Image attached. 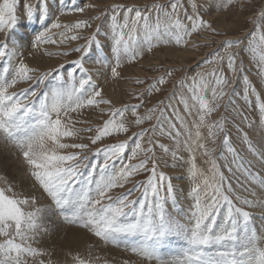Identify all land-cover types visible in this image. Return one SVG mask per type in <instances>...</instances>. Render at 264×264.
Wrapping results in <instances>:
<instances>
[{"label": "snow or ice", "instance_id": "snow-or-ice-1", "mask_svg": "<svg viewBox=\"0 0 264 264\" xmlns=\"http://www.w3.org/2000/svg\"><path fill=\"white\" fill-rule=\"evenodd\" d=\"M18 2L19 0L0 2V32L5 34L4 39L0 40V62H2L0 67L3 73L0 74V140L11 143L18 150L27 177L33 180L50 200L48 214L59 216L65 223L78 225L105 242L117 244L120 237L139 238L138 246L131 250L145 259H156L158 264H165L158 252L174 236L181 237L187 246V259L184 264H264V247L259 246L255 233L249 236L251 214L245 208L238 206V202L249 207L264 205V200L242 199L237 195L228 177L212 158L215 149L208 148L205 143L207 139L215 144L216 136L223 133V144L227 147V151L233 154V164L239 160L236 170L240 171L243 168L247 175L253 176L259 187L264 190V178L250 171V162L249 167L244 168V161L238 157L235 149L228 146L230 136L225 128L226 121L222 119L211 124L206 123V117L220 107V101L226 96H229V100L225 107L228 103H235L230 99L231 94L226 91L229 80L222 74V68L220 71L213 69L211 73H197L192 77V84L187 89L190 96L180 101L183 104V115L177 108H171L175 122L171 118L165 120L164 111L160 107L163 101L147 109L144 115H139L137 112L143 101L137 105L112 109L109 119L103 122L102 127L95 129L96 135L88 137L92 145L104 137L127 132L128 127L123 117L128 111H131L135 117V125L151 120L158 110L159 115H156L155 124L133 133L136 140L128 161L142 154L143 159L138 163H123L128 141L98 148L93 156L102 153L104 160L103 163H98L90 160L88 155L81 154L89 148L87 143H69L66 140L84 139L81 133L93 131L91 127H76V124L87 123L79 119L82 110L111 103L103 98L98 99L101 97V91L92 83V77L87 74V69L83 65V58L87 56L93 44L97 49L103 47L97 39L100 28L97 26L96 31L86 39L84 45L71 49L82 53V56L73 61L75 68L67 74L69 80L67 86L59 83L52 88L51 93L45 91L39 95L32 87L19 92L10 91L20 82L31 81L30 73L37 71L29 68L22 59L15 66L14 71L10 64L19 46V42L14 39V30L22 22L18 14ZM60 2L62 4L63 0ZM232 3L233 0H227L225 7ZM37 6L40 12L38 19L46 22L48 8L41 0H37V5L24 2L23 16L31 21ZM190 6L193 15H187L185 10V16L191 22V31L181 24L177 16L178 9L184 8L179 0H170L168 5L157 3L146 6L143 11L134 6L127 7L123 12L122 20L118 19L119 12L116 9L124 6L113 5V14L110 17L112 35L110 52L115 59V66L111 68L112 76L119 75L117 68L120 67L122 58L127 62L136 60L142 55L145 44L148 45V51L159 43L168 44L174 41L177 46H181L186 43L185 36H191L201 28H210L208 22L197 13L196 4L191 3ZM85 7H95V5ZM169 8L170 10H167ZM70 10L83 12L85 9L76 7ZM153 10L156 11L154 21L150 15ZM102 15H107V12ZM256 15L264 19V6ZM92 19H100V16ZM89 27L91 23L88 20H78L71 25L53 22L34 36L31 45L37 48L45 43H58L49 35L51 29L65 30L60 33L64 39L59 43H63L65 40L81 39L78 35L69 36L66 33ZM256 30L259 31L258 24ZM249 35L252 39L249 40L248 50L258 64V74L264 81V34L259 36V44H254L256 32ZM154 41L156 43H153ZM222 43L225 55L216 53L211 61L205 60L204 63H220L223 67L226 61L229 73L241 72L242 66L237 65L238 53H233L230 49H241L244 40L237 37ZM96 63H101V60L98 59ZM107 66V62L104 61V67ZM77 70L82 74L78 86L74 79ZM10 72H12L11 79L8 78ZM50 75L52 72L43 73L35 83H43L44 77ZM167 75H171V71ZM55 79L61 81L59 75ZM137 82L142 83V81ZM164 83V76L159 77L153 81L147 92L150 93L157 84ZM244 84L246 87L243 98L247 101L250 91L255 94V88L248 87V77H244ZM86 85L92 87L90 92L86 90ZM156 90L159 91V88ZM209 93L211 99L208 98ZM257 108L261 113V119L264 120V103L258 101ZM73 113L77 114L76 117H73ZM186 117H193L191 127L188 126ZM203 127L208 129L206 138L200 131ZM145 136L147 142L142 146ZM181 136L185 137L183 150L188 152L186 161L180 155V147L171 149L161 142L167 138L180 145ZM243 142L248 145L249 151H253L247 133L243 134ZM156 148L165 154L171 152L174 162L188 165L187 174L191 181L188 196L193 202L190 204V212L183 221L173 217L165 209V203L169 199L175 207L176 192L171 178L165 172L158 170ZM68 149L80 151H67ZM200 150H203L202 155L208 157L205 162L209 163L210 167L206 170L198 167L196 163L197 153ZM259 155L264 159V151ZM86 161L88 163H85ZM109 161L112 162L111 166ZM117 161L122 163L118 172L112 170ZM149 163H151L150 168ZM165 164L167 165V161ZM225 168L229 173L233 172L231 164L226 163ZM141 172L148 173L144 181L135 183L133 188L116 196L110 194L115 188H123L124 183L133 174ZM133 191L139 192L140 196L130 199ZM245 191L253 197L257 195L250 189ZM162 193L166 194L162 195ZM176 211L180 216V209L176 208ZM44 214L45 208L38 206L35 196H21L14 191L12 185L0 187V264H29V258L47 254L32 246L39 233L48 231L43 225ZM73 259L75 264H88V261L79 255ZM39 264H45V261L40 259ZM48 264L51 262L49 261Z\"/></svg>", "mask_w": 264, "mask_h": 264}, {"label": "rangeland", "instance_id": "rangeland-1", "mask_svg": "<svg viewBox=\"0 0 264 264\" xmlns=\"http://www.w3.org/2000/svg\"><path fill=\"white\" fill-rule=\"evenodd\" d=\"M24 2L37 5V0H19L18 2V14L22 22L14 30V39L19 42V46L16 48V55L12 58L10 64L12 71H14L15 66L22 59L29 68L37 71L30 73L32 76L31 81L20 82L10 91L19 92L32 87L39 95L45 91L51 93L52 88L58 86L59 83L67 86L69 82L67 74L75 68L73 61L82 56V53L71 51V49L84 45L86 39L96 31L97 26L100 28L97 39L103 47L102 49H97L95 44H93L87 56L83 58V65L87 69V74L92 77V83L101 91V97H98V99L103 98L111 103L100 104L82 110V115H80L79 119L87 121V123L76 124V127H91L93 131L81 133L80 135L84 139L66 140L69 143H87L89 148L84 150L81 153L82 155H88L90 160L103 163L102 153L99 156H93V153L98 148L128 141L123 163H138L140 159H143L142 154L132 161H128V156L131 154V149L134 147L136 140L133 133L140 132L142 128H149L152 124H155L159 110L153 115L151 120H146L141 125L134 124L135 117L131 111H128L123 117L128 127L127 132L104 137L95 145L91 144L88 137L96 135L95 129L102 127L103 122L109 119L112 109L121 108L125 105H137L141 101H143V104L137 110L139 115H144L147 109L163 101L164 103L160 107L164 111L165 120L171 118L175 122L171 108H177L183 115V104L180 101L181 99L189 98L190 94L187 89L192 84V77L196 76L197 73H211L213 69L220 71L222 68V74L229 80V87L226 91L231 94L230 99L235 101V103H228L227 107H225L226 102L229 100V96H226L220 101V107L206 117V123L211 124L222 119L225 120V128L230 136L228 146L235 149L238 157L244 161V168H248L250 162V171L264 178V159H261L259 155L260 152L264 151V120L261 119V113L257 108L258 101L264 103V81L261 80L258 74V64L248 50L249 40L252 39L249 34L256 32L254 44H259V36L264 34V19H260L256 15L264 6V0H233L232 5L228 7H225L227 0H179L184 5V8L178 9L177 16L184 27L191 31V22L185 16V10L187 15H193L191 3L196 4L197 13L211 27L201 28L198 32H193L191 36H185L184 40L186 43L181 46H177L174 41L168 44L159 43L157 46L152 47L151 51H148V45L145 44L142 55L136 60L127 62L124 58L121 59L120 67L117 68L119 75L116 77H113L111 72V68L115 66V59L110 52L112 43L110 27V17L113 14L112 6H124V8L116 9L119 12L118 19L122 20L123 12L127 7L134 6L143 11L146 6L157 3L168 5L170 0H63L62 4L60 0H41L48 8L46 22L38 19L40 15L39 6L36 7L33 19L28 21L22 13ZM86 5H95V7H85ZM76 7H82L85 10L83 12L70 10ZM167 10H170V8ZM105 12H107V15H102ZM150 15L154 21L156 11L153 10ZM96 16H100V19H92ZM78 20L90 21L91 27L74 30L72 33H66V35L75 34L81 39L75 41L65 40L63 43H59V41L64 39L60 33L65 30L63 28L51 29L49 35L58 43H45L37 48L32 47L31 41L39 31L43 30V27H49L53 22L71 25ZM257 24L259 25V31L256 30ZM4 36V32H0V40H3ZM237 37L244 40L243 45H241L243 50L232 48L230 51L238 53L237 65L242 66L241 72L229 73L226 68V61L223 67L220 63H204L205 60L211 61L216 53L221 56L225 55L222 42L228 39H236ZM153 43L156 42L154 41ZM9 47H12L11 42ZM61 52H68L69 54L60 55L59 53ZM98 59L101 60V63H96ZM104 61L107 62V67H104ZM169 71H171V75H167ZM48 72H52V75L45 76L43 83H35L43 73ZM0 74H3L2 67H0ZM11 75L12 72L8 74L9 79H11ZM57 75L61 77L60 82L55 79ZM81 75L78 70L74 74L77 86ZM161 76H164L165 83L163 85L157 84L150 93L147 92L153 81ZM244 77H248V87L250 89L252 87L255 88V94L250 91L247 101L243 98L244 88L246 87ZM137 81H142V83ZM85 87L89 92L92 90L90 85ZM157 88H159V91L156 90ZM208 98L211 99L210 93ZM72 115L76 117L77 114L73 113ZM194 115L195 113L193 117ZM193 117H186L189 127H191ZM165 127H167L166 124ZM177 127H179L178 124ZM181 131L184 130L181 129ZM200 131L202 136L206 138L208 129L203 127ZM193 132H195V129H193ZM244 133H247L253 151H249L248 145L243 142ZM130 137L132 139H129ZM179 139L181 141L180 145L167 138L161 140V142L168 145L171 149L180 147V155L186 161L188 152L183 150L185 137L181 136ZM146 142L147 136L142 140V146ZM205 143L208 148L215 149L212 152V158L215 159L224 175L228 177L237 195H240L242 199L264 200V190L259 187L253 176L247 175L243 168L240 171L236 170L239 160L236 161V164H233V154L229 153L227 147L223 144V133H219L216 136L215 144L207 139ZM67 151L80 150L68 149ZM202 152L203 150H200L197 153L196 163L198 167L206 170L210 167V164L205 162L208 157L202 155ZM155 156L158 170L165 172L171 178V183L176 192L175 207L172 200L169 199L165 203V209L170 215L183 221L190 212V204L193 202L188 196L191 187V181L187 174L188 165L187 163L174 162L171 152L165 154L159 148L155 149ZM165 161H167V165ZM85 163L88 162L86 161ZM226 163L232 165V173H229L227 168H225ZM109 164L111 166L112 162L109 161ZM173 164L175 166H172ZM24 167L18 150L11 143L0 140V187L12 185L16 193L26 197L35 196L38 206L45 208L43 225L48 228V231L39 233L32 246L47 254L42 257L29 258V264H39L40 259L44 260L45 264H48L49 261L51 264H75L73 257L77 255L88 261V264H158L156 259H145L131 250L133 247L138 246L139 238L120 237L118 243L113 244L101 240L78 225L65 223L59 216H50L47 212L50 200L34 184V181L27 177ZM121 167L122 163L117 161L112 170L118 172ZM148 167H151V163H149ZM98 172L99 170L97 169V178ZM147 175L148 173L146 172L133 174L124 183L123 188H115L110 194L116 196L127 189L133 188L135 183L144 181ZM245 189L255 191L257 195L253 197ZM139 196V192L133 191L132 196L129 198L136 199ZM238 206L250 212L252 219L249 224V236L255 233V239L259 241V246L264 247V205L249 207L238 202ZM176 208L180 209V216L177 215ZM176 238L178 239L175 240ZM186 251L187 246L183 239L179 236H174L158 252V255L165 264L166 262L167 264H183L187 259ZM177 260H179L178 263Z\"/></svg>", "mask_w": 264, "mask_h": 264}, {"label": "bare ground", "instance_id": "bare-ground-1", "mask_svg": "<svg viewBox=\"0 0 264 264\" xmlns=\"http://www.w3.org/2000/svg\"><path fill=\"white\" fill-rule=\"evenodd\" d=\"M20 47H21V46H20ZM54 82H55V81H54ZM2 162H3V161H2ZM2 162H1V163H2ZM18 168H19V167H18ZM179 200H180V199H179ZM250 235H251V234H250ZM177 239H178V238H176L175 240H177ZM180 243H181V242H180ZM182 251H183V250H182ZM177 258H178V257H177ZM166 259H167V258H166ZM179 259H181V258H179ZM178 261H179V260H177V263H178ZM174 262H175V261H174ZM166 264H167V262H166ZM183 264H184V263H183Z\"/></svg>", "mask_w": 264, "mask_h": 264}]
</instances>
